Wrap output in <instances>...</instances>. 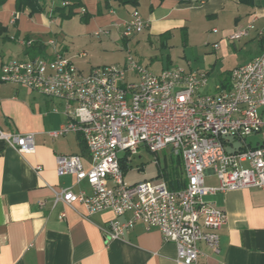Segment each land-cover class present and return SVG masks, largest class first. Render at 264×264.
Returning <instances> with one entry per match:
<instances>
[{
  "label": "crops",
  "instance_id": "crops-1",
  "mask_svg": "<svg viewBox=\"0 0 264 264\" xmlns=\"http://www.w3.org/2000/svg\"><path fill=\"white\" fill-rule=\"evenodd\" d=\"M122 1L80 0L67 16V9H59L61 0H43V11L25 8L17 13L15 0H6L0 5V65L8 59L50 58L57 49L87 74L103 65H125L131 56L153 73L168 67L204 73L207 84L201 91L218 93L229 88L232 68L264 51V0ZM134 9L147 25L124 38L122 23ZM249 24L253 27L246 36L228 39ZM98 50L105 53L103 58ZM258 111L264 114V105ZM68 121L63 99L0 82V129L32 133L35 143L33 152L24 153L0 139V264H183L176 259L175 244L163 240L157 228L138 221L122 236L106 239L101 227L113 217L109 210L88 215L81 203L54 200V192L62 188L91 192L86 181L77 184L73 175L56 171L59 155H80L85 168L90 166L78 132L52 135ZM248 141L256 145L259 138ZM160 153L164 163L156 177L168 173V179L179 177L185 183L180 160L164 150L157 154L158 164ZM132 156L120 153L124 181ZM205 183L217 184L212 171ZM205 200L224 210L226 222L219 231L218 251L197 243L196 264H264V189L217 192ZM130 215L128 211L120 219Z\"/></svg>",
  "mask_w": 264,
  "mask_h": 264
},
{
  "label": "built area",
  "instance_id": "built-area-1",
  "mask_svg": "<svg viewBox=\"0 0 264 264\" xmlns=\"http://www.w3.org/2000/svg\"><path fill=\"white\" fill-rule=\"evenodd\" d=\"M146 25L134 9L123 21L121 35L140 33ZM252 27L238 28L228 39L246 36ZM48 44L55 48L53 40ZM0 82L65 101L70 121L52 135L78 132L90 166L85 168L80 155H59L56 171L60 176L73 175L77 184L86 181L91 192L62 188L54 192V200L69 206L81 203L88 215L109 210L113 217L101 227L106 239L122 236L139 221L157 228L163 240L175 244L178 262L196 264L197 243L203 241L218 251L219 231L226 222L224 210L205 196L247 187L264 189V114L258 111L264 105V51L232 68L229 88L218 93L201 91L207 84L204 73L179 67L153 73L131 56L125 65H103L82 74L57 49L50 58L2 62ZM251 136L259 138L256 145L248 141ZM0 139L19 152L35 148L32 133L0 129ZM140 147L156 160L164 150L178 158L184 187L168 188L162 172L153 181L126 183L120 153L130 157ZM208 171L217 184L205 183ZM128 211L131 215L122 221L120 217Z\"/></svg>",
  "mask_w": 264,
  "mask_h": 264
},
{
  "label": "rangeland",
  "instance_id": "rangeland-1",
  "mask_svg": "<svg viewBox=\"0 0 264 264\" xmlns=\"http://www.w3.org/2000/svg\"><path fill=\"white\" fill-rule=\"evenodd\" d=\"M65 19L69 20V18ZM97 52L98 57L103 58L105 56L104 52H100L99 50ZM159 162L160 164H158V161L155 159V155L153 153L149 152L145 147H141L139 154L131 157V167L129 166L128 168L125 181L133 182L144 178L150 181L155 180V177L159 172L160 165H163L164 163L161 153L159 154Z\"/></svg>",
  "mask_w": 264,
  "mask_h": 264
},
{
  "label": "trees",
  "instance_id": "trees-1",
  "mask_svg": "<svg viewBox=\"0 0 264 264\" xmlns=\"http://www.w3.org/2000/svg\"><path fill=\"white\" fill-rule=\"evenodd\" d=\"M6 0H0V5H2L3 3H5ZM43 0H15V9H16V13L19 11L24 10L25 8H29L30 12L38 10V11H43L44 10V4L42 3ZM127 0H123L122 2H126ZM80 5V0H68V3L65 5H61V7L59 8L60 11L61 9H67V16H69V14L72 13L73 9L79 7ZM70 11V12H69ZM86 13V10H84L83 14ZM121 168L123 170L122 167V163L120 164ZM175 175V174H174ZM173 176V175H172ZM170 177V175L168 173H165V178L168 181V187L170 189H178L181 188L185 185L184 182H180V178L176 177L173 179H168Z\"/></svg>",
  "mask_w": 264,
  "mask_h": 264
}]
</instances>
